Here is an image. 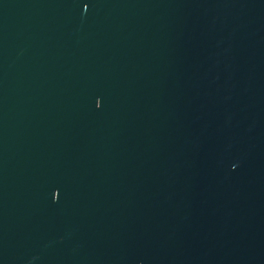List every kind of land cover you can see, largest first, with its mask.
Here are the masks:
<instances>
[{"label": "water", "instance_id": "water-1", "mask_svg": "<svg viewBox=\"0 0 264 264\" xmlns=\"http://www.w3.org/2000/svg\"><path fill=\"white\" fill-rule=\"evenodd\" d=\"M0 264H264V0H0Z\"/></svg>", "mask_w": 264, "mask_h": 264}, {"label": "snow or ice", "instance_id": "snow-or-ice-1", "mask_svg": "<svg viewBox=\"0 0 264 264\" xmlns=\"http://www.w3.org/2000/svg\"><path fill=\"white\" fill-rule=\"evenodd\" d=\"M84 6H85V8H87L88 7V4L85 3ZM95 103H96V107L99 108L100 107V100L97 99Z\"/></svg>", "mask_w": 264, "mask_h": 264}]
</instances>
